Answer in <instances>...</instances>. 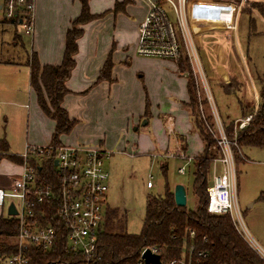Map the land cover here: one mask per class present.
I'll return each instance as SVG.
<instances>
[{
	"label": "rangeland",
	"instance_id": "obj_1",
	"mask_svg": "<svg viewBox=\"0 0 264 264\" xmlns=\"http://www.w3.org/2000/svg\"><path fill=\"white\" fill-rule=\"evenodd\" d=\"M37 2L41 11H44L41 20H37V25L40 29L43 26L46 39L52 40L61 26L62 16L57 8L69 7L54 3L53 0H43L41 4L40 0ZM237 3H240V0L186 1L187 27L195 45L191 46L192 59L199 57L203 68V70L196 68L194 62L196 71L193 70L189 58L188 30L184 34L171 7L164 5L174 25L182 52L189 62L190 68H187L183 74L187 78L186 90H188V79L195 86V90H200L198 113L203 120L210 117L208 129L213 138L212 131L216 123L221 121L223 125H229L233 122L235 125V121L245 117L242 114L244 108H256L261 103V91L264 86V20L255 14L254 11L260 13L261 9L256 8L255 4L244 5L240 8L243 17L239 19L237 15L238 17L234 18L231 7L232 5L239 7ZM102 7H104L103 2H95L94 9H102ZM5 30H9V27L0 24L2 58L12 59L13 53H9V51L12 52L11 42L17 41L19 46L21 44L17 37L4 34ZM46 42L43 39L40 44L43 52ZM23 43L28 53L34 49L32 37H25L23 34ZM23 51L19 49V55L15 54L18 60H21L20 53L24 54ZM85 53L82 54L83 62L88 60L85 59ZM137 58L133 62L129 60L126 64L116 65L118 67L116 78L120 83L119 87L114 89L120 90L117 92V99L109 100L106 105L102 104V100L94 104L87 103L94 114L91 118L86 117L87 122L82 131L61 137L64 144L88 143L94 148L112 153L103 161L110 177L107 204L110 209L120 212L125 220L127 232L132 235L140 234L142 231L147 198L150 195L164 197L168 189L174 194L175 187L182 185L187 191V208L194 211L198 208V199L193 190L194 163L187 167L186 173L181 174L179 168L185 164L184 161L173 157L170 159L163 157L166 153L174 154L179 142L187 138L184 136L182 139L178 136L177 139V135L183 132L179 127L176 128L177 132L166 134L167 126L164 125L165 129L162 128L157 119L159 117L162 123H165L163 115H169L173 106L171 100L167 98V90L172 92L181 90V84L177 78L170 75L173 72L171 66L162 65L155 58L141 56ZM229 72H232V77H227L226 73ZM230 84H234V87ZM0 90L3 91L0 97V101L3 102L1 107L6 113L1 125L12 151L25 154L26 143L38 147L49 145L48 136L53 133L54 123L42 117H32L28 122L29 110L24 108V105L32 104L28 101L29 90H31L29 69L0 64ZM133 90H147L149 99L153 102L149 116L143 120L148 121L149 124L143 126L142 121L137 131L135 127L137 123L134 126L132 123L127 125L125 115L129 107L124 108L128 106V103L126 104L123 99L126 92H133ZM209 94L211 101L208 99ZM201 97L207 100L206 105H201ZM69 99L73 100L72 97ZM133 101L135 102V98ZM190 103L189 97L182 102L189 117L192 114ZM102 105L107 106L108 116L104 114L101 116L104 110ZM71 106L76 107V102L72 101ZM115 107L118 109L117 112H113ZM180 116L183 117V124L186 125L187 118L184 114ZM190 131H185L189 138L188 155L193 154L199 157L203 152H201V143L195 135L198 131L194 128V134ZM28 136L29 140L26 141ZM235 148L236 195L239 207L250 236L264 248V200L262 199L264 197L262 193L264 192V148L240 149L238 147L237 152ZM198 152L201 153L197 154ZM5 162L11 163L9 160H4L2 163ZM213 162L208 176L209 186L213 184ZM216 168L218 171L221 170L217 164L215 170ZM148 182L152 183V189L147 187ZM0 215H7L6 208L0 209ZM246 245L251 249L247 243Z\"/></svg>",
	"mask_w": 264,
	"mask_h": 264
},
{
	"label": "built area",
	"instance_id": "obj_2",
	"mask_svg": "<svg viewBox=\"0 0 264 264\" xmlns=\"http://www.w3.org/2000/svg\"><path fill=\"white\" fill-rule=\"evenodd\" d=\"M186 1L148 0V10L138 30L137 56L179 61L182 48L164 5L171 7L186 34ZM0 6L7 20H19L25 36L33 37L36 0H0ZM192 56L190 53L189 58ZM252 121V115L236 121L234 140H230L221 121L216 123L212 134L220 156L212 166L213 184L208 189L207 211L211 215H229L239 235L264 263V248L250 236L236 195L234 147L238 148L237 132L247 128ZM169 132L172 131L169 129ZM183 145L180 141L174 154L163 155L185 162L179 168L181 174L186 173L195 160L187 155ZM111 154L88 144L45 147L28 144L21 165L23 171L12 180L10 187L0 188V209L6 208L8 214L13 205L17 211V215L11 217L17 221L18 246L15 254L0 255V264H31L30 249L37 248L50 254L63 240L64 252L73 261L59 264H99V238L109 208V174L103 161ZM216 164L221 167L220 171L215 170ZM147 187L152 189V183L148 182ZM147 250L161 256L158 248H147L137 264H145L142 256ZM207 257L208 253L191 246L178 259L161 260L162 264H198Z\"/></svg>",
	"mask_w": 264,
	"mask_h": 264
},
{
	"label": "trees",
	"instance_id": "obj_3",
	"mask_svg": "<svg viewBox=\"0 0 264 264\" xmlns=\"http://www.w3.org/2000/svg\"><path fill=\"white\" fill-rule=\"evenodd\" d=\"M78 1L81 5V13L73 21L71 29L66 34L64 56L60 65L42 66L36 53H26L25 55L20 53L21 60H18L16 56L11 60L21 64L22 58L27 57L25 63L30 69V86L36 95L38 106L45 117L54 123V131L51 137L54 146L61 145V137L70 135L77 125V120L69 116L63 104L65 97L70 94L66 84L76 67L75 57L79 53L78 42L84 36V26L102 19L106 14L93 15L90 11L89 0ZM129 3L128 1L117 3L113 12H124ZM262 5L264 2L255 3L256 8H261L260 13L264 17V6ZM10 21L21 26L17 19ZM22 50L25 52L24 45ZM114 50L113 48L107 57L96 83L105 81L113 83ZM177 66L180 75H183L186 69L190 68L185 54H182ZM187 89L191 101L189 107L192 109L190 121L204 144L202 155L195 157L193 162L195 166L193 190L198 199L197 210L177 207L174 194L169 189L164 197L150 195L147 198L142 231L140 234L132 235L127 232L125 220L120 212L108 208L98 244L101 257L99 264H137L141 259L142 252L151 247L159 249L163 261H169L180 258L184 250L191 246H195L197 251L208 253V257L198 264H264L237 233L229 215H211L207 211L208 189L210 188L208 176L212 162L219 158L220 151L208 129L210 117L203 120L198 113L200 90H195V86L189 79ZM200 100L201 105L207 104L206 99L201 97ZM242 111H244L242 114L245 117L252 115L253 121L247 128L237 132L238 147L240 149L244 147L264 148V86L261 91L260 105L252 109L246 107ZM149 114L150 102L147 96L144 117L147 119ZM223 126L230 140H234V123ZM181 142H184L183 148L187 151L186 139ZM1 150L6 155L8 145L5 140L2 141ZM235 150L237 152L236 148ZM6 156L13 163L18 165L23 163V156ZM191 233H194L193 237H191ZM16 235V218L8 214L6 216L1 215V256H11L17 252ZM63 238L62 235L61 240ZM64 242V240L61 241L58 248L50 254L43 253L37 248L30 249L28 255L31 258V264L72 263L73 259L64 252Z\"/></svg>",
	"mask_w": 264,
	"mask_h": 264
},
{
	"label": "crops",
	"instance_id": "obj_4",
	"mask_svg": "<svg viewBox=\"0 0 264 264\" xmlns=\"http://www.w3.org/2000/svg\"><path fill=\"white\" fill-rule=\"evenodd\" d=\"M43 0H40V4ZM54 3H57L59 5L68 6L69 8H57L59 9V14L62 16L61 18V26L58 30V34L54 37H52V40H47L45 37V28L40 29V26L37 25V20H41V16L43 15V10L41 11V7L38 4L36 0V14H35V31L34 35L32 37L34 49L31 50V53H36L37 58L42 66L52 65V66H58L63 61L64 56V50H65V40H66V34L69 29L72 27V23L74 20H76L80 13H81V5L78 0H53ZM98 1V3L103 2L104 7L102 9H94L95 2ZM124 1H128L129 5H127L124 9V12H113L115 6L117 3H123ZM203 1V0H199ZM259 2H264V0H240V3H237L240 5L237 7V5H232V13L234 18L237 16L239 19L243 17V12L240 10V8H243L246 4H255ZM244 3V4H243ZM90 5V11L93 15H101L105 14V17L98 21H94L92 23L87 24L84 26V36L79 40V53L75 57L76 60V67L74 71L72 72V76L70 80L67 82L66 87L68 88L70 94H68L64 99V108L68 111L69 116L72 119L77 120V125L72 131V133H77L78 131H82V128L85 127V123L87 122L86 117L89 116L90 118L93 116L94 112L90 109V107L87 105V103H97L98 100H102V104L106 105L109 103V100L115 98L117 99V92H120V90H114L119 87L120 83L119 80L116 78V71L118 67H116L117 64L122 63H128L127 61L133 62L134 60H137V55L135 53V48L138 40V30L139 25L143 21L147 10H148V0H89ZM101 6V5H99ZM236 10H240V12H236ZM256 15L260 16L261 20H264V17L261 15V13H258L254 11ZM4 22V23H3ZM3 23V24H2ZM0 24L5 25L9 27V30H5L4 34H7L8 36L17 37L19 44L21 46L17 45V42H11L12 46L9 51V53H13V58H15V54H17L19 49H22L24 43H23V30L20 26V24H13L10 20H7L4 16V14L1 12V6H0ZM102 26V28H100ZM129 26V29L127 27ZM105 30H108L105 32ZM188 30V48L190 53L192 54V47L195 46L192 38L190 37L189 29ZM23 33V34H22ZM25 36V34H24ZM27 37V36H25ZM45 39L47 41L45 43V51H42L41 43ZM49 46V47H47ZM25 47V45H24ZM36 48V49H35ZM85 48V49H84ZM115 49L113 51V62H114V69H113V83L109 82H101L96 83L100 71L111 53L112 49ZM84 49V50H83ZM82 50V52H81ZM2 49L0 48V64L4 65H13L17 67H27L25 60L27 57L24 56L22 58L21 64L15 63L11 61L12 59L2 58ZM86 52V53H85ZM28 53L25 48V52L23 55ZM85 53L86 57L84 62L82 61V54ZM130 54V55H128ZM193 55V54H192ZM122 59H126V61H122ZM159 62L162 65H167L172 67V73L170 75H173V77L177 78L181 84V90H175V92H172V90H167V98H169L172 102V110L169 115L164 114L163 120L165 123H162L161 119L158 117V121L161 124L162 128L165 129L167 126L168 133L169 129L171 134L173 132H177L176 128H180L182 133H179L177 135L179 137H186L187 139V155L189 151V138L185 134L186 130H191L190 133L194 134L193 132V125L190 121V117L188 112L183 108L182 102H185L188 99V93L186 90V81L187 78L185 75H180L178 71V62L170 61V60H162L158 59ZM191 65L193 67V70L196 71V68L199 67L201 70L202 64L199 59V57H196V59L190 58ZM196 68H195V64ZM28 68V67H27ZM29 69V68H28ZM204 75V71H203ZM228 75L227 77H232V72L226 73ZM143 78V76L141 75ZM204 81L207 86L206 78L204 75ZM29 84H30V69H29ZM230 86L234 87V84H230ZM31 88V86H30ZM3 95V91L0 90V97ZM145 95V96H144ZM28 101L32 104L24 105V108L28 109V122L31 121L32 117H42L43 119H47L45 115L41 112L36 95L34 91L29 90L28 94ZM148 96L147 90H133V92H126L123 95V99L126 101L125 103H128V106H125L124 108H128L129 110L126 112L125 119L127 120V125L132 123L135 125L136 131L138 130V127L140 126L141 122L146 119L145 116V110H146V97ZM69 97H72V99H69ZM133 98H135V102L133 101ZM152 98V97H151ZM149 99V96H148ZM208 99L211 101V95H208ZM76 102V107L71 106V102ZM118 101V100H117ZM0 188H8L10 187L12 180L19 177L21 172L23 171V168L21 165L12 163L11 160L8 159V156H14V157H21L24 154H18L14 153L12 151L11 145L8 143L6 136H5V130L2 129V118H4L5 111L1 107L3 105V102L0 101ZM119 102V101H118ZM117 102V103H118ZM150 102V108H153V102L149 99ZM102 105L104 110L101 113L105 116H108L106 114L107 112V106ZM118 106H120V103H118ZM159 107V106H158ZM136 109V110H135ZM118 109L115 107L113 108V112H117ZM144 113V114H143ZM174 114V115H172ZM185 115V118H187L186 125L183 124V117L180 115ZM154 117V115H152ZM159 116V115H158ZM49 120V119H47ZM148 122V121H147ZM29 124V123H28ZM149 123H147L148 125ZM146 125V126H147ZM165 125V127H164ZM30 126L28 125V129ZM54 131V130H53ZM79 133V132H78ZM52 134H49V145L52 144L51 137ZM198 140L201 143L202 151L204 144L202 143L200 137L198 134H195ZM5 140L8 145V151L5 153L1 150V144L2 141ZM29 140V136L26 138V141ZM62 142V141H61ZM93 143V142H91ZM28 145V143H26ZM62 144H64L62 142ZM88 143H85L86 145ZM26 145V147H27ZM65 145H71V144H65ZM79 145V144H75ZM71 145V146H75ZM201 151V152H202ZM198 152L197 154L201 153ZM190 156L197 157V155L191 154ZM4 160H9L11 163H2ZM110 181V177H109ZM264 190V189H263ZM264 194V192H262ZM238 200V196H237ZM264 200V199H263ZM252 204L250 205V207ZM1 216V215H0Z\"/></svg>",
	"mask_w": 264,
	"mask_h": 264
},
{
	"label": "water",
	"instance_id": "obj_5",
	"mask_svg": "<svg viewBox=\"0 0 264 264\" xmlns=\"http://www.w3.org/2000/svg\"><path fill=\"white\" fill-rule=\"evenodd\" d=\"M147 123L148 122L145 120L142 122V125L146 126ZM174 198H175V203L177 207L179 208L187 207V191L184 186L178 185L175 187ZM8 215L9 216L17 215V211L13 205L9 207ZM142 258L144 259L145 264H162L160 256L152 254L149 250L144 252Z\"/></svg>",
	"mask_w": 264,
	"mask_h": 264
}]
</instances>
